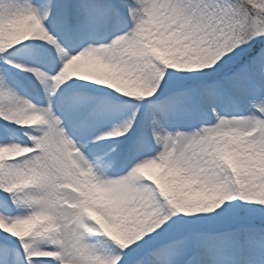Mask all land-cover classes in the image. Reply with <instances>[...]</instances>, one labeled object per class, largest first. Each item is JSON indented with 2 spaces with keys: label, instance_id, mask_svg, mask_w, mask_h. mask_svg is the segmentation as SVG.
<instances>
[{
  "label": "snow or ice",
  "instance_id": "obj_1",
  "mask_svg": "<svg viewBox=\"0 0 264 264\" xmlns=\"http://www.w3.org/2000/svg\"><path fill=\"white\" fill-rule=\"evenodd\" d=\"M0 264H264V0H0Z\"/></svg>",
  "mask_w": 264,
  "mask_h": 264
}]
</instances>
